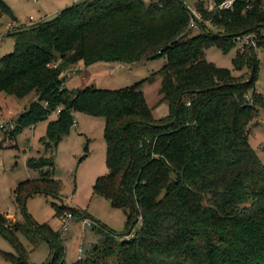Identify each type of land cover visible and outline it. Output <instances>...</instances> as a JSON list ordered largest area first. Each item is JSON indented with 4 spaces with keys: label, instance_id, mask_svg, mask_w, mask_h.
Wrapping results in <instances>:
<instances>
[{
    "label": "trees",
    "instance_id": "obj_1",
    "mask_svg": "<svg viewBox=\"0 0 264 264\" xmlns=\"http://www.w3.org/2000/svg\"><path fill=\"white\" fill-rule=\"evenodd\" d=\"M224 1L214 0L216 6ZM234 1L233 9L208 10L198 0V19L184 0H80L54 18L8 32L15 44L0 60V94L36 98L18 115L12 137L58 113L41 138L44 152L27 162L40 178L21 183L16 202L25 213L29 197L59 195L61 182L52 178L56 150L77 124L74 113H86L105 120L108 173L94 193L125 211L126 232L135 222L130 236L117 240L96 221L106 239L73 264L111 258L117 264H264V162L249 142L250 124L264 112L255 86L264 0ZM0 9L12 15L4 0ZM249 35L257 49H240L233 60L234 71L247 76L207 60L208 48L228 53ZM162 58L160 97L170 113L161 119L154 118L143 81L120 89L65 87L67 72L79 63L132 66ZM56 211L89 218L65 204ZM25 214V221L11 222L0 212V233L19 253L5 258L30 264L21 232L33 243L39 234L49 241L44 264H68L61 235Z\"/></svg>",
    "mask_w": 264,
    "mask_h": 264
},
{
    "label": "rangeland",
    "instance_id": "obj_2",
    "mask_svg": "<svg viewBox=\"0 0 264 264\" xmlns=\"http://www.w3.org/2000/svg\"><path fill=\"white\" fill-rule=\"evenodd\" d=\"M4 1L10 7L12 15L2 14L0 9V36L2 37L0 60L14 50L15 39L8 35V32L13 33L17 29L54 18L76 0ZM184 1L194 13L198 0ZM249 46L257 49L251 45L250 39L243 38L228 53L213 46L206 50V58L218 67L232 70L236 76H247V70L234 71L233 60L240 49ZM258 59L260 67L255 86L257 91L264 95V48L258 50ZM166 62V58L145 61L132 66L99 62L85 71L76 69V65L74 76L67 81V87L69 90L86 86L120 89L143 81L142 89L149 107L153 110L154 118L161 119L170 113L169 105L161 102L162 80L158 74ZM32 98L33 96H30L20 100L0 94V121L9 123L12 119L15 122L17 117L14 114L17 109L23 106L22 102H31ZM74 117L77 125L72 126L70 133L61 140L55 154V171L52 178L61 182L59 195L51 194L50 191L45 194H35L28 198L25 205V213L32 219L41 225H50L54 232L61 235L65 260L68 264L86 258L90 255L93 246L106 239V236L95 231V226H98L96 221L117 233V240L121 239V235L126 233L127 229L125 211L122 208L113 207L108 199L94 193L97 179L108 173L104 139L105 120L103 117L80 112L74 113ZM54 118L52 114L48 120L36 126L27 127L22 133L13 137L10 132L0 133V144L2 145L0 146V212L4 215L15 216L18 221H25L26 214L23 207L15 200V191L21 183L40 178L39 171L32 169L27 162L30 158L40 157V152H44L41 138L47 135L48 121ZM249 142L264 162V112L262 110L258 118L250 124ZM55 197H59L60 200ZM62 204L81 213L86 212L89 218H79L74 213L66 211L64 215L70 217L71 220H67V230H64L63 225L66 222L57 215L56 211V206ZM17 237L26 251L30 264H44L50 259L51 245L40 234L36 235V243L21 232L17 234ZM80 250L83 251L81 258ZM3 253L19 254L14 245L0 233V264H13L5 258ZM109 264H117V262L111 258Z\"/></svg>",
    "mask_w": 264,
    "mask_h": 264
},
{
    "label": "built area",
    "instance_id": "obj_3",
    "mask_svg": "<svg viewBox=\"0 0 264 264\" xmlns=\"http://www.w3.org/2000/svg\"><path fill=\"white\" fill-rule=\"evenodd\" d=\"M80 0H76L75 2H78ZM206 3V7L208 10H215V9H220V10H224V9H233L234 0H226L224 1L222 4H220L219 6H216L214 0H203ZM194 15L196 16V18L201 19V15L197 12H194ZM31 20H33V18H31ZM191 27H195V20H192L191 23ZM242 38H240L239 40H241ZM243 39H250L251 45L255 46L257 48V44L255 41V37L253 35H249L246 37H243ZM2 42V37L0 36V44ZM15 122L11 119V121L9 123H3L2 121H0V133L2 132H12L15 129ZM62 218L63 221H65L66 223L63 225V229L67 230V220H71L70 217L65 216L64 214L60 216ZM81 254H82V250H80Z\"/></svg>",
    "mask_w": 264,
    "mask_h": 264
},
{
    "label": "crops",
    "instance_id": "obj_4",
    "mask_svg": "<svg viewBox=\"0 0 264 264\" xmlns=\"http://www.w3.org/2000/svg\"><path fill=\"white\" fill-rule=\"evenodd\" d=\"M145 1H147V2H149V1H151V0H145ZM73 3L71 2V4L70 5H72ZM196 12V11H195ZM102 63H104V62H102ZM96 64H99V63H96ZM96 64H93V65H91V66H85L83 63H79L75 68L76 69H80L81 71H85L87 68H89V67H93L94 65H96ZM113 65H116V64H113ZM69 72H71V74H69ZM81 73V72H80ZM79 74V73H78ZM72 76H74V67L72 68V69H70L69 71H68V75L66 74V79H65V87L66 88H68L67 87V81L69 80V78L70 77H72ZM69 89V88H68ZM34 100H36V98H32V101L31 102H27V103H23L22 101H20V102H22V104H23V106H21V107H19L18 109H17V111L15 112L16 114H14V116L15 117H18V115L19 114H21L23 111H25L29 106H30V104L34 101ZM16 102V104H18L17 103V101H15ZM2 113H3V110L1 111V115H2ZM57 112L56 113H54V117L56 118L57 117ZM12 118H14V117H12ZM54 118V119H55ZM17 119V118H16ZM51 120H53V119H51ZM50 121V120H49ZM49 121H48V124H49ZM77 125V124H76ZM41 153V152H40ZM40 173V172H39ZM7 218L11 221V222H15V221H18V219L15 217V216H7ZM80 258H81V252H80Z\"/></svg>",
    "mask_w": 264,
    "mask_h": 264
},
{
    "label": "water",
    "instance_id": "obj_5",
    "mask_svg": "<svg viewBox=\"0 0 264 264\" xmlns=\"http://www.w3.org/2000/svg\"><path fill=\"white\" fill-rule=\"evenodd\" d=\"M190 10V9H189ZM55 198H57V199H59L60 200V198L59 197H55ZM62 201V200H61ZM27 202V201H26ZM26 202H25V205H26ZM63 202V201H62ZM64 203V202H63ZM134 224H135V222L133 223V225H132V227L130 228V230L129 231H127L126 233H123L121 236L122 237H128V236H130V234L132 233V231H133V228H134Z\"/></svg>",
    "mask_w": 264,
    "mask_h": 264
}]
</instances>
